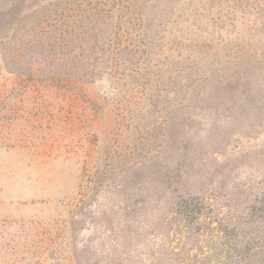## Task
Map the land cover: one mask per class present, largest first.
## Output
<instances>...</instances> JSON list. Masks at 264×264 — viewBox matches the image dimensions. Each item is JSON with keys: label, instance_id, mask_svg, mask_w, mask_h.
I'll return each instance as SVG.
<instances>
[{"label": "rangeland", "instance_id": "obj_1", "mask_svg": "<svg viewBox=\"0 0 264 264\" xmlns=\"http://www.w3.org/2000/svg\"><path fill=\"white\" fill-rule=\"evenodd\" d=\"M0 264H264V0H0Z\"/></svg>", "mask_w": 264, "mask_h": 264}]
</instances>
